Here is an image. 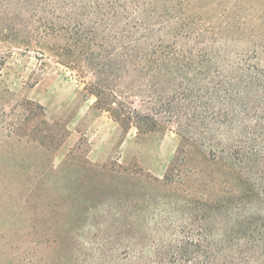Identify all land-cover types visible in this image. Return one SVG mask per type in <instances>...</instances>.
Here are the masks:
<instances>
[{
	"label": "trees",
	"instance_id": "obj_1",
	"mask_svg": "<svg viewBox=\"0 0 264 264\" xmlns=\"http://www.w3.org/2000/svg\"><path fill=\"white\" fill-rule=\"evenodd\" d=\"M204 3L0 0V41L52 50L51 37L64 39L56 47L93 67L101 55L93 47L105 49L121 96L140 97L147 110L128 109L103 82L98 105L114 120L139 131L155 128L158 117L176 121L185 145L163 184L184 180L186 147L205 146L213 161H225L215 195L206 179L194 198L149 192L109 202L131 233L119 234L116 247L92 233L68 264H264V65L256 53L227 51L236 40L228 11L216 24L222 4L203 10Z\"/></svg>",
	"mask_w": 264,
	"mask_h": 264
},
{
	"label": "rangeland",
	"instance_id": "obj_2",
	"mask_svg": "<svg viewBox=\"0 0 264 264\" xmlns=\"http://www.w3.org/2000/svg\"><path fill=\"white\" fill-rule=\"evenodd\" d=\"M212 3L222 4L215 23L225 20V8L234 25L227 51L256 53L264 65V0H205L203 10ZM51 38L52 50L0 41V264H68L92 233L116 247L119 234L131 231L111 214L118 211L111 201L149 192L194 198L206 179L215 195L227 179L225 161L198 145L186 147L184 180L163 184L185 145L176 121L158 117L155 128L139 131L114 120L98 105L104 83L128 109L147 110L140 97L121 96L105 49L93 47L101 53L93 67L83 57L72 61L56 47L64 39Z\"/></svg>",
	"mask_w": 264,
	"mask_h": 264
}]
</instances>
